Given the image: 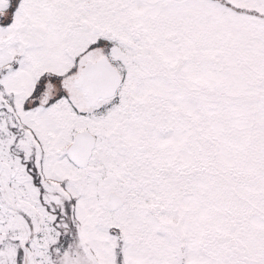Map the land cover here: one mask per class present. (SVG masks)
<instances>
[{"label": "snow or ice", "instance_id": "snow-or-ice-1", "mask_svg": "<svg viewBox=\"0 0 264 264\" xmlns=\"http://www.w3.org/2000/svg\"><path fill=\"white\" fill-rule=\"evenodd\" d=\"M0 264H264V0H0Z\"/></svg>", "mask_w": 264, "mask_h": 264}]
</instances>
